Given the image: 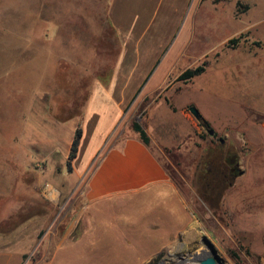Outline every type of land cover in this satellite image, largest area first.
<instances>
[{
  "label": "rangeland",
  "instance_id": "374dc122",
  "mask_svg": "<svg viewBox=\"0 0 264 264\" xmlns=\"http://www.w3.org/2000/svg\"><path fill=\"white\" fill-rule=\"evenodd\" d=\"M108 10L109 0H0V264H130L94 224L86 178L63 155L39 161L21 142L41 102L58 122L80 117L93 84L112 76L121 45ZM173 42L169 54L180 43L205 54L190 68L204 72L177 84L193 132L167 157L192 227L149 264H201L205 239L223 264H264V0H191ZM132 109L120 131L140 123ZM203 123L234 145L244 171L210 193L196 170L209 153Z\"/></svg>",
  "mask_w": 264,
  "mask_h": 264
},
{
  "label": "crops",
  "instance_id": "0c3cea01",
  "mask_svg": "<svg viewBox=\"0 0 264 264\" xmlns=\"http://www.w3.org/2000/svg\"><path fill=\"white\" fill-rule=\"evenodd\" d=\"M190 2L109 0V20L121 45L112 76L93 84L80 117L58 122L41 102L43 113L26 123L21 137L39 161L56 152L68 160L81 125L73 174L86 178L83 198L94 212V224L130 264H149L173 250L181 236L190 238V208L167 163L168 150L186 143L193 132L185 112L190 101L184 105L177 84L191 60L205 55L192 57L181 43L168 53ZM131 107L133 114L142 109L139 121L149 146L133 128L120 131Z\"/></svg>",
  "mask_w": 264,
  "mask_h": 264
},
{
  "label": "flooded vegetation",
  "instance_id": "af4514ba",
  "mask_svg": "<svg viewBox=\"0 0 264 264\" xmlns=\"http://www.w3.org/2000/svg\"><path fill=\"white\" fill-rule=\"evenodd\" d=\"M205 125L203 123V127ZM205 130L209 135L206 145L209 153L199 157L196 170L202 176L200 183L206 184L199 186L210 193L222 179L239 177V162L238 156L232 152L233 144L228 143L224 138H217L215 132H209L211 129L206 127Z\"/></svg>",
  "mask_w": 264,
  "mask_h": 264
},
{
  "label": "trees",
  "instance_id": "16d2710c",
  "mask_svg": "<svg viewBox=\"0 0 264 264\" xmlns=\"http://www.w3.org/2000/svg\"><path fill=\"white\" fill-rule=\"evenodd\" d=\"M204 67L203 66H199L195 69H188L187 71H185L181 76H180V80L181 81H190L193 78L201 75L204 72ZM72 118V117H71ZM203 120V119H202ZM132 128L135 132L139 133L141 140L144 142V144H146L147 146L150 145V138L147 135L146 131L143 129V127L141 126V124L139 122H133L132 124ZM82 136H83V131H82V127L81 125L78 126L73 142H72V146H71V151H70V155L68 157L67 160V166L70 170H72V163L73 161L77 158L78 156V152H79V148H80V143L82 140Z\"/></svg>",
  "mask_w": 264,
  "mask_h": 264
},
{
  "label": "water",
  "instance_id": "95a60500",
  "mask_svg": "<svg viewBox=\"0 0 264 264\" xmlns=\"http://www.w3.org/2000/svg\"><path fill=\"white\" fill-rule=\"evenodd\" d=\"M190 112L198 121L202 120V115L200 114L197 108H195L194 106L190 107ZM204 127L208 128V126L206 125ZM209 132L213 133L214 131L209 130ZM242 175H244V171L239 169L238 176H242ZM205 243H206L207 250L202 251V259L200 260V263L201 264H223L222 260L218 256V253L214 245L206 239H205Z\"/></svg>",
  "mask_w": 264,
  "mask_h": 264
},
{
  "label": "built area",
  "instance_id": "2783aa9c",
  "mask_svg": "<svg viewBox=\"0 0 264 264\" xmlns=\"http://www.w3.org/2000/svg\"><path fill=\"white\" fill-rule=\"evenodd\" d=\"M45 192L50 198H53L56 194V190L49 184L45 185Z\"/></svg>",
  "mask_w": 264,
  "mask_h": 264
}]
</instances>
